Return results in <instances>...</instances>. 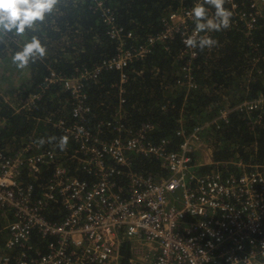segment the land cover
Wrapping results in <instances>:
<instances>
[{
    "label": "built area",
    "instance_id": "built-area-1",
    "mask_svg": "<svg viewBox=\"0 0 264 264\" xmlns=\"http://www.w3.org/2000/svg\"><path fill=\"white\" fill-rule=\"evenodd\" d=\"M251 2L248 30L254 28L264 0ZM195 5L168 14L164 28L138 46L126 41L132 32L125 34L107 15L119 54L105 65L122 70L129 61L143 58L157 41L166 42L179 34V57L189 59L178 83L195 87L192 64L198 47L190 49L183 43L195 28L189 17ZM99 71H95V77ZM126 78L122 73V82ZM46 80L70 91L77 102L75 116L88 111L82 77H56L52 73ZM263 104L264 97H259L236 108L252 111ZM229 113L223 110L216 119L189 132L181 127L177 135L182 141L175 147L169 139L156 143L147 138L144 130L153 128L152 124L133 134L123 123L113 126L109 121L118 133L107 142L83 126L77 133L73 128L74 137L82 145L63 154L67 160L58 155L64 149H40L30 156L20 151L13 156L0 152V207L13 218L5 227L8 237L0 247V264H121L125 242L130 243L129 264H264V165L240 161L237 165L241 173L218 167L219 171L194 169V144L202 142V135L209 134L210 127L227 121ZM65 132H71L70 128ZM132 151L160 160L169 175L135 170L130 161ZM108 158L114 159L112 166ZM76 160L85 164L93 180H81L63 163ZM46 166H51L53 173L44 184L36 186L25 180L26 172L40 175ZM126 180L127 188L121 183ZM52 202H57L62 212L59 220L46 215L56 208ZM35 230L47 239L45 252L33 243Z\"/></svg>",
    "mask_w": 264,
    "mask_h": 264
},
{
    "label": "trees",
    "instance_id": "trees-1",
    "mask_svg": "<svg viewBox=\"0 0 264 264\" xmlns=\"http://www.w3.org/2000/svg\"><path fill=\"white\" fill-rule=\"evenodd\" d=\"M98 2H102V6ZM196 2L60 0L58 11L43 23V34L36 33L47 48L48 54L43 60L18 70L10 59L16 44L10 42L7 47L0 44V152L13 156L20 151L30 156L40 149L58 150L62 136L68 137V148L77 151L82 141L74 137L73 128L76 127L77 133V128L83 126L107 142L118 133L113 129L118 122L133 134L152 124L153 128L144 130L147 138H153L156 143L169 139L175 147L182 141L177 135L181 127L189 132L194 126L216 119L223 110H230L228 120L220 121L219 127H213L209 134V144L214 146L213 162L202 168L217 163L223 171L241 173L237 165L240 161L264 165V104L252 111L236 108L241 102L264 97V7L254 28L248 30L246 24L253 10L251 0H226L224 7L233 15L230 27L201 33L217 43L211 48H198V56L192 64L195 87L178 83L185 61L189 59L179 57L182 46L179 34L166 42L157 41L143 58L129 61L122 70L104 63L119 54V43L109 32L107 15L114 18V24L125 34L132 32L133 36L126 41L138 46L146 44L149 35L164 28L168 14ZM205 7L210 16L214 14V8ZM191 25L195 27L194 21ZM98 68L100 71L95 77ZM52 73L56 77H82L84 106L88 111L74 115L77 103L70 91L60 83L46 80ZM122 73L127 76L124 82ZM8 75L21 79L16 95L14 89L10 91L8 87ZM109 121L113 126L108 125ZM67 127L71 132H65ZM40 139L45 141L43 145ZM69 158L72 159L71 155ZM130 161L135 170L164 176L170 173L160 160L136 151L131 152ZM113 162L114 159L108 158L111 166ZM65 164L71 174L75 172L81 180H93L85 164L81 165L78 160L65 161ZM52 173L53 168L46 166L40 175L26 172L24 178L39 186ZM121 183L128 187L127 180ZM51 204L57 205V202ZM61 213L55 208L46 215L50 220H59ZM10 220L9 212L0 207V247H4L8 237L5 227ZM33 243L45 252L47 239L37 230L33 233ZM130 256V243L125 242L121 264H129Z\"/></svg>",
    "mask_w": 264,
    "mask_h": 264
},
{
    "label": "clouds",
    "instance_id": "clouds-1",
    "mask_svg": "<svg viewBox=\"0 0 264 264\" xmlns=\"http://www.w3.org/2000/svg\"><path fill=\"white\" fill-rule=\"evenodd\" d=\"M225 3L226 0H200L191 9L189 17L194 21L195 28L192 34L183 40L186 47H198L202 50L217 43L209 35L200 34L230 27L232 12L224 7ZM59 4L60 0H0V44L6 47L10 42L16 44V50L12 52L10 59L18 70H24L30 63L43 60L47 56V48L36 33L43 34V23L47 17L58 11ZM205 5L215 9L213 15H209ZM29 33L32 35L29 36ZM52 139L55 138H49ZM44 142L43 139L39 141L41 145ZM67 144L68 137H60L58 146L61 150L65 149ZM62 160H67V157Z\"/></svg>",
    "mask_w": 264,
    "mask_h": 264
},
{
    "label": "rangeland",
    "instance_id": "rangeland-1",
    "mask_svg": "<svg viewBox=\"0 0 264 264\" xmlns=\"http://www.w3.org/2000/svg\"><path fill=\"white\" fill-rule=\"evenodd\" d=\"M260 5H261V8L264 7V3H261ZM19 77H21V76H19ZM6 78L8 79L7 80L9 83L8 87L10 88V91H12L14 89V95H16L18 93V87L20 85L21 79H19L18 76L13 77L12 75H8V77H6ZM22 80H23V78H22ZM12 83H15V86H13ZM64 89H66V88H64ZM6 96L7 95H5L4 97H6ZM210 130L213 132V127H210ZM209 134L202 135V137H201L202 142L195 143L193 146V148H194L193 163H196V167L194 169L198 172H206V171H213V170L219 171V169H221L217 165V163L212 164L214 166L210 165V166H212L210 168H208V167L207 168H201V166L203 164H204V166L209 165V164H205V163L212 161V154H213L214 146L212 144H209V141H208ZM70 151H71V149L67 148V149H64V151L59 152L58 155L62 157L63 154H65L67 152L69 153ZM63 158H66V156L62 157V159Z\"/></svg>",
    "mask_w": 264,
    "mask_h": 264
},
{
    "label": "crops",
    "instance_id": "crops-1",
    "mask_svg": "<svg viewBox=\"0 0 264 264\" xmlns=\"http://www.w3.org/2000/svg\"><path fill=\"white\" fill-rule=\"evenodd\" d=\"M213 161V160H212ZM212 161H209V162H207V163H205V164H210V163H212ZM203 166H201V168H202ZM4 213H6V212H4ZM13 220V218L11 217V220L9 221V222H11ZM8 222V223H9Z\"/></svg>",
    "mask_w": 264,
    "mask_h": 264
},
{
    "label": "water",
    "instance_id": "water-1",
    "mask_svg": "<svg viewBox=\"0 0 264 264\" xmlns=\"http://www.w3.org/2000/svg\"><path fill=\"white\" fill-rule=\"evenodd\" d=\"M55 206H56V208H57V209H59V208H58V204H57V205H55Z\"/></svg>",
    "mask_w": 264,
    "mask_h": 264
}]
</instances>
